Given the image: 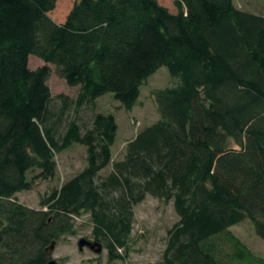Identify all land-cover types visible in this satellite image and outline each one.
<instances>
[{
    "label": "trees",
    "instance_id": "obj_1",
    "mask_svg": "<svg viewBox=\"0 0 264 264\" xmlns=\"http://www.w3.org/2000/svg\"><path fill=\"white\" fill-rule=\"evenodd\" d=\"M55 2L0 0V264H37L83 213L110 260L123 259L147 195L178 216L149 264H264L230 231L248 220L264 241V16L234 0H175L176 13L157 0H75L57 24ZM30 55L45 65L30 69ZM48 65L75 98L51 96ZM160 67L174 85L152 93L159 119L113 161L114 116L86 125L78 112L107 93L130 111ZM73 144L85 148L83 169L41 209L18 203Z\"/></svg>",
    "mask_w": 264,
    "mask_h": 264
},
{
    "label": "rangeland",
    "instance_id": "obj_2",
    "mask_svg": "<svg viewBox=\"0 0 264 264\" xmlns=\"http://www.w3.org/2000/svg\"><path fill=\"white\" fill-rule=\"evenodd\" d=\"M171 13H176L175 0H157ZM75 0H56L54 8L48 13L49 17L57 24L62 23L72 8ZM235 6L244 12L264 16V0H234ZM29 68L35 70L44 62L36 56L30 55ZM51 69L47 85L51 96L56 98L63 94L75 98L78 87L68 86L58 76L55 67ZM174 79L170 76L166 67H160L149 76L140 88V96L135 106L126 111L112 94L107 93L98 97L94 110L83 108L78 112L80 123L89 124L93 113L111 114L117 123V132L111 147L113 161L122 159L126 143L133 139L143 128L151 125L159 119L153 91L173 86ZM56 174L51 180L36 179L32 188L15 195L16 201L32 209H41L40 200L58 189L64 182L80 172L85 166V148L79 144H73L68 149L55 157ZM111 166H107L98 174V178L107 176ZM37 171L28 173L30 179ZM178 221L172 202H163L151 196L133 207L132 230L127 242V250L120 249L123 259L107 262V252L102 250L99 254L88 251H79L77 241L80 238L91 237L92 223L88 214L71 218L72 233L58 239V244L53 257L60 264H149L161 259L166 243L167 230ZM230 231L238 237L255 256L264 261V241L255 232L254 226L248 220L230 228Z\"/></svg>",
    "mask_w": 264,
    "mask_h": 264
},
{
    "label": "flooded vegetation",
    "instance_id": "obj_3",
    "mask_svg": "<svg viewBox=\"0 0 264 264\" xmlns=\"http://www.w3.org/2000/svg\"><path fill=\"white\" fill-rule=\"evenodd\" d=\"M81 239V238H80ZM78 239V241L80 240ZM86 240L92 242V243H99L101 244V250L100 252H95L93 249H91L90 247L88 246H83L82 249H79L78 247V241H77V247L79 249V251H88L89 253H92V254H99L102 252V250H105L107 252V262L110 261V255H109V252L106 250V248L104 247V244L102 243V241H100L99 239H96L95 237L91 236L89 238H85ZM58 244V240H53L51 241L43 250L42 252V260L40 262H38L37 264H60L59 263V260L58 259H55L53 257L54 255V251L56 249V246ZM96 248V247H95Z\"/></svg>",
    "mask_w": 264,
    "mask_h": 264
},
{
    "label": "water",
    "instance_id": "obj_4",
    "mask_svg": "<svg viewBox=\"0 0 264 264\" xmlns=\"http://www.w3.org/2000/svg\"><path fill=\"white\" fill-rule=\"evenodd\" d=\"M83 246H88L91 249H93L95 252H100V250H101V244H99V243H92V242L86 240L85 238H81L78 241V247H79V249H82Z\"/></svg>",
    "mask_w": 264,
    "mask_h": 264
}]
</instances>
